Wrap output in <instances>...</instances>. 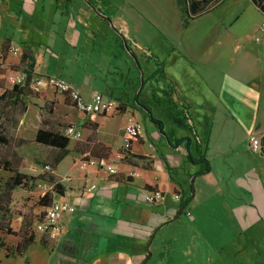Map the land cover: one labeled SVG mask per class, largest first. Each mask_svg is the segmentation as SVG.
Here are the masks:
<instances>
[{
  "label": "crops",
  "instance_id": "0c3cea01",
  "mask_svg": "<svg viewBox=\"0 0 264 264\" xmlns=\"http://www.w3.org/2000/svg\"><path fill=\"white\" fill-rule=\"evenodd\" d=\"M90 1L0 0V66L62 77L85 100L100 92L121 104L87 113L54 87L35 95L57 99L82 131L58 163L61 150L46 145L62 183L53 199L76 211L57 239L37 236L43 264H264V11L222 0L184 25L174 0L171 12L157 0L144 9L143 0H118L116 10ZM130 118L142 132L125 151ZM85 156L117 172L83 169ZM153 188L164 202L145 199Z\"/></svg>",
  "mask_w": 264,
  "mask_h": 264
},
{
  "label": "rangeland",
  "instance_id": "374dc122",
  "mask_svg": "<svg viewBox=\"0 0 264 264\" xmlns=\"http://www.w3.org/2000/svg\"><path fill=\"white\" fill-rule=\"evenodd\" d=\"M157 1L160 3L159 8H161L162 3L163 9L171 12L172 0ZM97 2L103 3L110 10H116L122 1L91 0L90 4L96 5ZM147 2L148 0L142 1V9L149 8L146 4ZM104 10L107 11L106 9ZM109 19L111 20L112 18L110 17ZM100 57V51L96 49L93 55L94 61ZM75 59L86 63L84 57L76 56ZM89 66L91 71L95 69L92 63H89ZM15 70H17V67L14 65L10 69L0 66V94L9 89L10 86H13L9 78L14 74ZM53 91L55 96L60 93L57 89H53ZM32 94L34 95L35 91H32ZM56 102L57 99L50 102L35 98L34 95L23 97L18 104L0 103V113L2 115L0 120L2 122V130L0 133L6 135L10 140L9 143L0 142V191L4 190L6 181L14 174V170L41 176L34 180L33 183H30V185L18 187L14 190L9 202L6 201V193L0 195V204L4 206V208H0L2 223L9 228L11 227L12 232H16L13 234L8 232L7 229H0V241L7 244V252L9 253V256L5 253L6 247H0V264L45 263L44 259H42L43 247L38 241L31 244L23 254L16 253L15 245L21 240L22 234L24 235L26 232L28 235L36 233L40 238L43 235L37 229L39 221L34 217L40 218L44 216V210L40 208L39 203L40 196L43 195L40 184L50 182L51 173L47 171L46 164L52 165L50 161L54 153L51 147L36 141V134L41 127L65 132L69 125L74 124L69 119V116H64L66 107H59ZM66 163L63 164V167L66 166ZM33 190L34 192H31ZM23 224L27 226L26 231L22 228Z\"/></svg>",
  "mask_w": 264,
  "mask_h": 264
},
{
  "label": "built area",
  "instance_id": "2783aa9c",
  "mask_svg": "<svg viewBox=\"0 0 264 264\" xmlns=\"http://www.w3.org/2000/svg\"><path fill=\"white\" fill-rule=\"evenodd\" d=\"M13 50L15 51V49ZM9 79L13 85L18 84L20 86H25L29 80L26 72L12 74ZM30 86L36 91H42L48 87H54L60 92L67 94L74 102V105L83 112L110 114L121 109L120 103L116 100L106 98L100 92L95 93L92 100H85L78 88L73 86L67 79L55 75H36L31 79ZM141 132V123L134 118H130L129 123L126 126V135L123 144V149L125 151L131 149L133 140L139 137ZM65 134L69 135L71 138H80L82 136V131L75 124H71L66 128ZM250 143L254 150H260L262 148L261 138L256 134L250 136ZM90 165L105 167L110 173L117 172V169L105 158L93 159L85 156L80 160L81 168L85 169ZM46 169H50V166L47 165ZM55 184V182L40 184V189L43 191V194L48 192L55 193ZM96 186V184H92L88 190H92ZM174 197L177 200H180L181 194L177 193ZM166 198V193L159 188L149 189L145 194V199L150 203L164 202ZM75 211L76 206L69 199H53L51 204L46 208L45 220L38 223L37 229L49 239L55 240L62 233L63 216L67 213H74Z\"/></svg>",
  "mask_w": 264,
  "mask_h": 264
},
{
  "label": "trees",
  "instance_id": "16d2710c",
  "mask_svg": "<svg viewBox=\"0 0 264 264\" xmlns=\"http://www.w3.org/2000/svg\"><path fill=\"white\" fill-rule=\"evenodd\" d=\"M174 1L182 14V17L184 19V25H187L192 19L209 11L212 7L218 5L222 0H174ZM253 1L264 11V0H253ZM31 73L32 72L30 71V76ZM30 81L31 78H29L25 86L14 84L11 89H6L3 93L0 94V103L9 102V103L18 104L24 96L32 93V91L33 92L35 91L34 95H40L41 97H45L44 92L36 91L30 86ZM1 116L2 115L0 113V120H1ZM1 123L2 122H0V132L2 130ZM9 141H10L9 138L6 135L0 133L1 143H9ZM36 141L45 145H50L59 148L61 150V154L55 162L58 163L66 156L67 147L71 142V137L63 132L41 127L38 129L36 135ZM200 161L202 163H205L204 169L209 170L210 165L206 162L207 160L202 158ZM50 170L51 169H47V171ZM39 177L41 176L30 175L21 170H14V174L6 181V186L4 190L0 191V195L6 193V198H7L6 201L9 202L11 200V196L14 190H16L18 187H24L26 185L27 186L30 185V183H33V181ZM50 182L56 183L55 191H59V192L62 191V183L54 174L50 175ZM52 200H53V193L48 192L40 196L39 203L42 206L44 205L49 206ZM0 208H4V206L0 204ZM45 214H46V210H44V216L40 218L39 217H34V218L38 219L37 221L39 222L44 221ZM1 219L2 218L0 217V229L2 230L7 229V231L10 233L13 234L16 233V232H12L13 230L11 227L9 228L8 226L4 225ZM22 228H24V230L26 231L27 226L23 224ZM17 235H21V234H17ZM36 238H37L36 233L35 234L31 233L30 235H28L26 232L24 235L22 234L21 240L15 245L16 253L23 254L30 247V245L36 241ZM6 245L7 244L0 241V247L5 248ZM5 251H6L5 253L9 256V253L7 252V247Z\"/></svg>",
  "mask_w": 264,
  "mask_h": 264
}]
</instances>
